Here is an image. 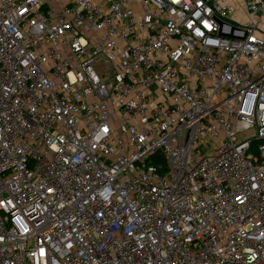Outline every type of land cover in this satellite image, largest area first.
I'll return each instance as SVG.
<instances>
[{
  "label": "built area",
  "instance_id": "built-area-1",
  "mask_svg": "<svg viewBox=\"0 0 264 264\" xmlns=\"http://www.w3.org/2000/svg\"><path fill=\"white\" fill-rule=\"evenodd\" d=\"M0 264H264V0H0Z\"/></svg>",
  "mask_w": 264,
  "mask_h": 264
},
{
  "label": "rangeland",
  "instance_id": "rangeland-1",
  "mask_svg": "<svg viewBox=\"0 0 264 264\" xmlns=\"http://www.w3.org/2000/svg\"><path fill=\"white\" fill-rule=\"evenodd\" d=\"M238 19V18H236ZM97 72L99 74H101L102 72H104L106 70V64L104 62H100L95 66ZM210 149H206L205 146L203 144H200L196 149L195 152L198 154H204V153H210Z\"/></svg>",
  "mask_w": 264,
  "mask_h": 264
},
{
  "label": "crops",
  "instance_id": "crops-1",
  "mask_svg": "<svg viewBox=\"0 0 264 264\" xmlns=\"http://www.w3.org/2000/svg\"><path fill=\"white\" fill-rule=\"evenodd\" d=\"M238 0H224L225 3H228V4H233L235 2H237ZM234 18H243V11L241 8H239V10L236 12V14L234 15Z\"/></svg>",
  "mask_w": 264,
  "mask_h": 264
}]
</instances>
